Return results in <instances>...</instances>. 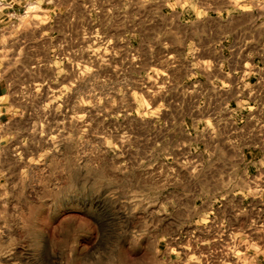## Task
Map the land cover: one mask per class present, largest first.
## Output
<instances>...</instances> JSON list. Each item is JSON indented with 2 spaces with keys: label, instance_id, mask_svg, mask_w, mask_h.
<instances>
[{
  "label": "rangeland",
  "instance_id": "374dc122",
  "mask_svg": "<svg viewBox=\"0 0 264 264\" xmlns=\"http://www.w3.org/2000/svg\"><path fill=\"white\" fill-rule=\"evenodd\" d=\"M256 19L264 37V0H42L1 28L0 264H160L161 235L207 207L188 201L215 184L209 151L264 144V104L195 107L162 44Z\"/></svg>",
  "mask_w": 264,
  "mask_h": 264
},
{
  "label": "crops",
  "instance_id": "0c3cea01",
  "mask_svg": "<svg viewBox=\"0 0 264 264\" xmlns=\"http://www.w3.org/2000/svg\"><path fill=\"white\" fill-rule=\"evenodd\" d=\"M41 1L0 0V29L15 22L28 4L40 6ZM50 8L55 7L43 9L49 18L43 22L49 39L54 34ZM216 29H202L194 36L184 30L176 43L163 42L165 71L173 75V70H182L183 85L193 79L195 92L208 94L198 98L197 108H216L235 100L237 92L236 103L242 109L264 104L255 76L262 73L261 23L256 19L238 24L235 30L219 26L216 33ZM15 109L9 85L0 75V151L11 135L8 126ZM209 152L215 159L204 168L214 174L215 184L188 201L207 207L191 224H178L174 233L161 235L160 264H264V147Z\"/></svg>",
  "mask_w": 264,
  "mask_h": 264
},
{
  "label": "built area",
  "instance_id": "2783aa9c",
  "mask_svg": "<svg viewBox=\"0 0 264 264\" xmlns=\"http://www.w3.org/2000/svg\"><path fill=\"white\" fill-rule=\"evenodd\" d=\"M262 146H264V144L259 145V143H257V145H256V147H262Z\"/></svg>",
  "mask_w": 264,
  "mask_h": 264
}]
</instances>
